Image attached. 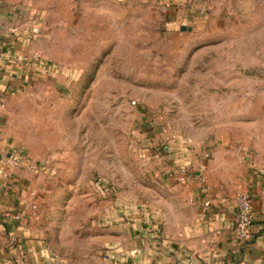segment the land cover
I'll return each instance as SVG.
<instances>
[{
	"label": "rangeland",
	"instance_id": "1",
	"mask_svg": "<svg viewBox=\"0 0 264 264\" xmlns=\"http://www.w3.org/2000/svg\"><path fill=\"white\" fill-rule=\"evenodd\" d=\"M37 4L32 33L48 67L13 96L10 126L39 171V212L58 253L103 264L111 227L169 207L162 126L197 143L232 135L229 150L264 134L263 120L247 124L264 101V1L254 27L216 33L172 26L143 0Z\"/></svg>",
	"mask_w": 264,
	"mask_h": 264
},
{
	"label": "crops",
	"instance_id": "2",
	"mask_svg": "<svg viewBox=\"0 0 264 264\" xmlns=\"http://www.w3.org/2000/svg\"><path fill=\"white\" fill-rule=\"evenodd\" d=\"M143 1L163 7L172 26L216 33L254 27L264 0ZM43 15L37 0H0V171L8 175L0 174V264H71L39 212V171L17 143L7 112L13 96L47 71L32 33ZM256 105L247 124L264 121V101ZM251 136L234 150L228 148L232 135L200 143L189 138L190 150L177 146L164 157L160 183L171 193L161 199L169 207L110 226L103 264H264V134ZM186 166L193 167V178L177 185L173 173ZM243 193L251 197L254 220L245 244L235 236L236 198Z\"/></svg>",
	"mask_w": 264,
	"mask_h": 264
},
{
	"label": "built area",
	"instance_id": "3",
	"mask_svg": "<svg viewBox=\"0 0 264 264\" xmlns=\"http://www.w3.org/2000/svg\"><path fill=\"white\" fill-rule=\"evenodd\" d=\"M200 10L202 13H206L207 6L203 5ZM160 135L162 137L161 141H163V145H161V147H157L159 148V150L157 149V152L161 156H164L163 153L170 155L177 146L182 147L184 149L189 148L190 146V140L188 137H184L172 131L170 127L167 125L161 127ZM193 170L194 169L192 166L183 167V169L178 173H173L174 177L172 178L177 183L186 185L193 178V174H194ZM0 174H2L5 177H8V175L2 170L0 171ZM97 187L99 188V190H101L102 193L105 191L109 192V189L106 190L105 185L101 186V183L100 185H97ZM236 203L238 206V213L236 215L235 236L239 242L245 244L251 241V237H252L251 228L254 221L252 200L248 194L243 193L237 196Z\"/></svg>",
	"mask_w": 264,
	"mask_h": 264
},
{
	"label": "water",
	"instance_id": "4",
	"mask_svg": "<svg viewBox=\"0 0 264 264\" xmlns=\"http://www.w3.org/2000/svg\"><path fill=\"white\" fill-rule=\"evenodd\" d=\"M185 30V29H184Z\"/></svg>",
	"mask_w": 264,
	"mask_h": 264
}]
</instances>
